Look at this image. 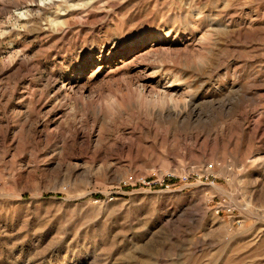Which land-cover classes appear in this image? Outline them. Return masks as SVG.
Masks as SVG:
<instances>
[{
    "label": "rangeland",
    "instance_id": "obj_1",
    "mask_svg": "<svg viewBox=\"0 0 264 264\" xmlns=\"http://www.w3.org/2000/svg\"><path fill=\"white\" fill-rule=\"evenodd\" d=\"M0 264H264V0H0Z\"/></svg>",
    "mask_w": 264,
    "mask_h": 264
},
{
    "label": "built area",
    "instance_id": "obj_2",
    "mask_svg": "<svg viewBox=\"0 0 264 264\" xmlns=\"http://www.w3.org/2000/svg\"><path fill=\"white\" fill-rule=\"evenodd\" d=\"M214 169H215L214 164L212 163V164H210L204 168V172L201 175L199 173H196L199 176V180L203 179V176L206 177V180H208L206 182L201 180L202 184H209V183L214 184V180L211 181L209 179V176L212 175L211 173L214 171ZM206 174H209V175H206ZM191 178H193V176H191V175H185L184 176L185 182H188ZM207 182H209V183H207Z\"/></svg>",
    "mask_w": 264,
    "mask_h": 264
},
{
    "label": "trees",
    "instance_id": "obj_3",
    "mask_svg": "<svg viewBox=\"0 0 264 264\" xmlns=\"http://www.w3.org/2000/svg\"><path fill=\"white\" fill-rule=\"evenodd\" d=\"M166 181L167 182H173V179L169 177V178L166 179Z\"/></svg>",
    "mask_w": 264,
    "mask_h": 264
},
{
    "label": "bare ground",
    "instance_id": "obj_4",
    "mask_svg": "<svg viewBox=\"0 0 264 264\" xmlns=\"http://www.w3.org/2000/svg\"><path fill=\"white\" fill-rule=\"evenodd\" d=\"M37 0H30V2L33 4L35 3ZM29 2V1H28ZM26 3V2H25Z\"/></svg>",
    "mask_w": 264,
    "mask_h": 264
}]
</instances>
